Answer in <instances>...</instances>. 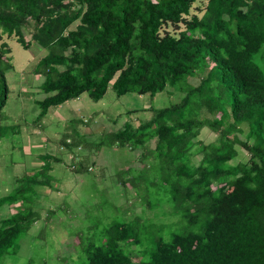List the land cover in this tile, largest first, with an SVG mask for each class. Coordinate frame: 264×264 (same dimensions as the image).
<instances>
[{"label": "trees", "instance_id": "trees-1", "mask_svg": "<svg viewBox=\"0 0 264 264\" xmlns=\"http://www.w3.org/2000/svg\"><path fill=\"white\" fill-rule=\"evenodd\" d=\"M10 36L47 49L37 64L45 96L36 122L84 92L92 100L108 88L116 97L167 86L182 93L167 106L139 109L147 118L95 142L65 126L58 141L72 152L74 173L91 166L89 153L75 158L79 148L139 147L143 166L117 170L116 180L153 213L122 215L101 233L77 236L72 264H264V0H0V139ZM203 129L215 138L201 140ZM239 149L247 157L235 162ZM60 160L46 154L39 170L0 197V206L18 202L0 220V263L40 219L33 186L49 185L51 162Z\"/></svg>", "mask_w": 264, "mask_h": 264}, {"label": "rangeland", "instance_id": "rangeland-1", "mask_svg": "<svg viewBox=\"0 0 264 264\" xmlns=\"http://www.w3.org/2000/svg\"><path fill=\"white\" fill-rule=\"evenodd\" d=\"M25 38H30L29 26L25 28ZM3 40L9 48L11 67L5 73L8 93L2 109L4 135L0 140V197L13 189L16 178L40 169L46 154L41 153L38 156L34 153L29 147L33 141L38 142L37 140L44 138L41 141L44 145L47 141L56 140L67 132L65 126L72 123L74 128L85 134L89 142H95L104 133L121 129L125 124L137 125L139 121L147 118L148 112L139 109L164 107L178 101L182 95L169 86L153 96L148 93L138 95L128 92L116 97L114 91L108 88L99 100L90 99L84 92L60 105L49 107L45 118L42 117L44 124L39 130L40 137L28 141L27 137L23 138L26 135L24 127L33 125L39 112L37 100L45 96L41 89L45 76L37 70V64L47 53V49L33 41L28 48H24L14 36L4 37ZM197 80L198 76L190 78L192 83ZM132 109L139 111L134 113L131 112ZM215 136L208 129H203L199 134L204 142L212 141ZM150 145L153 147V142ZM46 151L49 155L63 158L60 152L62 150L55 147ZM238 151L235 162L247 157L243 149ZM66 153L63 162L59 163L66 177H69L61 179L58 171L53 175L48 172L53 178L49 185L55 183L53 180L56 174V185H52L56 188L54 195L38 191L36 186L39 195L36 197L34 189L35 194L31 198L34 209L40 213V219L31 225L19 241L18 252L4 258L0 264H72L79 258L77 236L84 239L101 233L105 224L113 218H122V215L127 219L136 215L153 216L139 196L130 189L124 190L116 180L117 170H137L143 166L139 147L130 149L102 146L99 151L79 148L75 158L89 153L91 162L90 170L81 173L72 171L71 153ZM41 188L44 191L48 189ZM148 196L154 200L156 194ZM17 206L18 202L2 204L0 220L16 212ZM164 208L168 209L167 205ZM49 210L53 211L50 215ZM156 219L169 222L174 217L158 214ZM133 258L137 260L138 255L133 253Z\"/></svg>", "mask_w": 264, "mask_h": 264}, {"label": "crops", "instance_id": "crops-1", "mask_svg": "<svg viewBox=\"0 0 264 264\" xmlns=\"http://www.w3.org/2000/svg\"><path fill=\"white\" fill-rule=\"evenodd\" d=\"M23 111H24V107H23ZM25 112V111H24ZM47 113V112H46ZM46 115V114H45ZM44 115V116H45ZM43 116V118H45ZM44 120V119H43ZM42 120V118H41V120H40V122H39V120L36 122V121H34L32 124L33 125H28V126H25L24 128H25V130H26V132H25V134L26 135H24L23 136V138L24 137H27L28 138V141H32V140H36L38 137H40V133H39V130L40 129H42V127H43V124H44V121ZM41 127V128H40ZM19 133V132H18ZM37 136V137H36ZM59 137H60V135H59ZM44 138H42V140H43ZM47 139H49V138H47ZM60 138H56V140L55 139H53V140H50V141H47L44 145L42 144V140H37L38 142H36V141H33L30 145H29V147H31L33 150H34V153H36L38 156L41 154V153H44V154H47L46 152V150H49L50 149V147L51 148H56V149H59V150H62V151H60L62 154H63V158L60 156V161H53V162H51V169H50V172L52 173V175L56 172V171H58L59 172V176H60V178L61 179H64V178H68V177H66V173H65V171H64V169L61 167V163L63 162V159H64V155L65 154H67L66 152H68L69 150L67 149V148H65L64 146H60V144H59V140ZM1 140V139H0ZM45 151V152H44ZM86 151V150H85ZM56 152V151H55ZM70 153H72V152H70ZM49 154V153H48ZM59 162H61V163H59ZM35 170H33L32 172H34ZM25 173V172H24ZM29 173H31V172H29ZM28 173V174H29ZM55 180H53L55 183H52L51 185H49V186H47V185H34V189L36 188V186H37V190L38 191H43V192H45V193H47V194H51V195H54V194H56V188H55V186H52L53 184H55L56 185V174H55ZM41 187H45V188H48L46 191H44ZM51 187H52V189H51ZM3 188V187H2ZM6 189V188H5ZM35 192H36V197H38V193H37V191H36V189H35Z\"/></svg>", "mask_w": 264, "mask_h": 264}]
</instances>
